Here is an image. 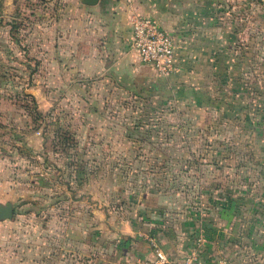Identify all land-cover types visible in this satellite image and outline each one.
I'll use <instances>...</instances> for the list:
<instances>
[{
    "label": "rangeland",
    "instance_id": "rangeland-1",
    "mask_svg": "<svg viewBox=\"0 0 264 264\" xmlns=\"http://www.w3.org/2000/svg\"><path fill=\"white\" fill-rule=\"evenodd\" d=\"M204 2L214 19L201 30H229L230 49L204 46L192 17L188 32L163 29L178 64L206 48L203 61L190 57L192 82L177 91L180 73L159 82L128 30L87 29L103 23L93 6L0 0V204L13 207L0 224V264H113L102 222L121 217L133 194L153 186L172 213L192 212L213 190L257 179L264 0ZM156 82L168 96L151 92Z\"/></svg>",
    "mask_w": 264,
    "mask_h": 264
},
{
    "label": "crops",
    "instance_id": "crops-1",
    "mask_svg": "<svg viewBox=\"0 0 264 264\" xmlns=\"http://www.w3.org/2000/svg\"><path fill=\"white\" fill-rule=\"evenodd\" d=\"M173 2L176 3L177 0H173ZM182 2V4H173L172 0H167L166 3L159 4L153 3L152 0H130L129 2L126 0H98L95 4L88 6H93L89 11L93 9L92 11L98 12V16L103 21L102 26L96 29H87L128 30L127 38L129 39L128 15L131 12H136L151 18L169 20L162 22V29H167L169 33L173 34L175 33L173 29L188 32L192 17L195 20L193 23L196 26L197 34L203 37L204 46L210 44L212 52L229 51V44L224 48L222 43L227 38L225 34L228 35L229 30L217 28L201 30L205 23L207 26H212L214 8L207 7L208 2L205 3L204 0ZM178 9L182 14L180 17L177 15ZM178 17L181 21H174ZM198 30L201 31L198 32ZM206 31L211 32V37H208ZM203 51L196 52L194 55L186 54L183 63L177 65V72L180 73L179 81L183 84L175 87L187 88L191 84L194 62L190 57L196 56L203 61ZM177 72L167 78L157 76V80L162 82V79H170L169 82L173 83L171 81L177 76ZM170 87L169 84L167 88ZM5 158V154L0 155V163H3ZM258 176L261 177V182L258 180ZM256 178L251 186L261 185L264 189V155L260 156V172ZM3 182L4 179L0 178V184ZM3 186L0 185V195L5 194L6 188L5 186L2 188ZM219 191L222 190H213L207 201L209 203L202 205L197 210L192 212L178 210L176 213H172L171 208L169 209L162 199L163 197L158 194L159 192L142 191L135 194L134 200L130 203L131 207L127 208L129 212L124 209L121 217L115 222L109 219L110 216L107 217L102 222L101 231L105 233L106 241H115L120 244L123 241L121 237H130L131 240L122 242L123 246L127 248L128 259L121 264H160L163 260L166 261V264H174L181 257L193 251L194 244L201 245L206 250V254L202 256L206 264H264V218L253 220L251 225L249 223L250 228L247 230V226L238 222L232 215L233 209L241 206L239 202L230 199V196L238 189L230 188L226 193L224 192L227 196L225 202L220 200ZM245 196L243 207L247 212H250L253 210L252 207L256 199L252 200L247 197V194ZM259 200L264 205V198ZM124 212L127 214L123 215ZM260 215H264V210L261 209ZM0 221H2L0 224L5 223V220ZM249 232L255 234L249 235ZM156 249L160 255L156 254Z\"/></svg>",
    "mask_w": 264,
    "mask_h": 264
},
{
    "label": "built area",
    "instance_id": "built-area-1",
    "mask_svg": "<svg viewBox=\"0 0 264 264\" xmlns=\"http://www.w3.org/2000/svg\"><path fill=\"white\" fill-rule=\"evenodd\" d=\"M128 27L131 49L142 63L150 66L156 76L167 78L177 72L171 36L153 18L131 12L128 15ZM155 252L160 255L157 249ZM160 264H166V261ZM174 264L202 263L191 251Z\"/></svg>",
    "mask_w": 264,
    "mask_h": 264
},
{
    "label": "trees",
    "instance_id": "trees-1",
    "mask_svg": "<svg viewBox=\"0 0 264 264\" xmlns=\"http://www.w3.org/2000/svg\"><path fill=\"white\" fill-rule=\"evenodd\" d=\"M174 57H175V63L177 65H179L178 61H177V58H176V55H175V50H174ZM160 85L161 84L157 83V82H156V84H153L152 87H151V92H153V94L156 95L158 98H161L159 96V93L162 90L161 93L167 94V96H168V92H167L168 89L166 90L164 87L161 88ZM162 86H163V84H162ZM175 88H176L177 91H181L184 87L183 86H177ZM170 95L171 96L169 98H173L174 97L171 93H170ZM192 99H194V97H192L191 100ZM251 124H252L251 127H253V130H254V136L257 137L258 134L260 133L261 129L264 128V120L263 121L253 120ZM52 127L53 126L51 125L48 128L52 130ZM257 141H260V146H264V137L263 138H259V140H257ZM81 172H83V170L82 171L79 170L78 172H76V176L79 175ZM258 180L261 182L262 179H261L260 176H258ZM235 184L238 186V188H237L238 191L235 192L233 195H231L230 199L235 201V202L236 201L239 202V204H241V206H239L237 209L234 208L232 215L236 218V220L238 222L242 223L243 225H246L247 226V230H249V228H250L249 223L251 225L252 224L251 222L253 220H256V219L259 220V219H263L264 218V215L263 216L260 215L261 209L264 210V205L259 200L261 198H264V189H262L261 185H259V186H251V183H249V181H246V180H242L240 182H235ZM147 191L156 192L157 189H155V188H153V186H151V189L148 188ZM227 191H223V190L219 191V196H220V200L221 201H224V202L226 201L227 196H226V194H224V192L226 193ZM246 194H247V197H250L252 200L254 198L256 199V201L254 202V206L252 207L253 210H251L250 212H247L245 210V208L243 207ZM132 197L133 198H131V202L134 200L135 194H133ZM7 203H9V202H7ZM12 210H13V207H12ZM249 213H251V214L249 215ZM245 215H246V217H245ZM254 234L255 233H251L250 234V232H249V235H254ZM241 236H243V235L241 234ZM121 239L123 240L122 242L131 240L130 237H128V236H123V237H121ZM122 242H121V244L118 243V242H115V241L113 242V241H106V240H104L102 242V246L104 247L105 250L110 247V249L107 250V252L109 251L108 258L113 262V264L125 263L127 261V259H128L127 248L125 246H123ZM192 249H193V252L196 255L197 259L202 264H206L205 261L202 259V256H204V254H206L205 253L206 250L203 249L201 245H195V244L192 246Z\"/></svg>",
    "mask_w": 264,
    "mask_h": 264
},
{
    "label": "water",
    "instance_id": "water-1",
    "mask_svg": "<svg viewBox=\"0 0 264 264\" xmlns=\"http://www.w3.org/2000/svg\"><path fill=\"white\" fill-rule=\"evenodd\" d=\"M83 4L93 5L98 0H80ZM12 205L11 203L0 204V220L9 219L12 216Z\"/></svg>",
    "mask_w": 264,
    "mask_h": 264
}]
</instances>
